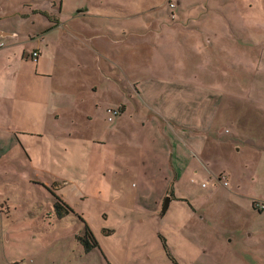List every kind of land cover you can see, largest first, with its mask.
Masks as SVG:
<instances>
[{
	"label": "rangeland",
	"instance_id": "rangeland-1",
	"mask_svg": "<svg viewBox=\"0 0 264 264\" xmlns=\"http://www.w3.org/2000/svg\"><path fill=\"white\" fill-rule=\"evenodd\" d=\"M5 1L14 12L8 23L19 37L28 40L30 32L32 47L41 43L40 32L51 24L52 18L45 24L38 15L23 18L20 13L29 7L50 12L53 2L59 9L52 16L60 19V31L44 35L48 50L53 47L56 51L48 55L54 64L36 67L34 60L26 61L31 67V73L24 75L33 88V116L38 110L35 103L45 101L43 90L48 85L47 76L36 74L46 75V70L57 66L72 69L77 67V59H82L90 63L85 71L96 69L95 78L102 82L98 69L108 68L103 58L108 55L120 63L124 57L127 68L137 66L141 73L151 71L144 62L137 64V42L129 41L135 34L127 31L140 29L145 19H153L155 28L163 19H169L168 4L172 2L170 9L175 8L174 1L168 0ZM251 2L258 10L264 4V0ZM151 7L154 9L147 10ZM82 9L87 11L81 13ZM171 18H175L174 13ZM78 24L84 32L109 31V36L101 40L116 42L106 49L98 46L97 40L95 55H76L74 44L62 32L77 33L73 27ZM180 34L182 38H177V42L182 45L170 51L186 54L191 46L184 32ZM159 43L158 53L167 45L163 39ZM262 48L256 52L253 81L250 70L238 81L226 73L233 78L232 90L226 84L219 90H205L198 79L197 90L185 93L186 100L191 95L192 106L197 107V120H192L187 128L184 122L173 121L184 118L179 115L182 110L178 106L177 114L171 112L173 120L168 122L165 114L161 115L162 122L151 118L147 126L141 125L134 111L124 120L123 112L109 113V102L123 95V75L122 89L111 85L107 88L105 83L97 94L86 96L80 107L72 102L71 78L60 79L64 83L60 99L63 109H58L63 115L59 120L49 124L46 131L40 123L20 124L31 135L23 136L15 147L0 151V264H10L8 261L17 256L13 264H264V129L255 130L256 115L264 116ZM151 53L149 48L148 57ZM162 65L164 62L158 60L157 66ZM176 71L174 75L160 76L164 78L160 82H173L172 76L185 78ZM147 82L156 83L150 77ZM78 86L82 95L84 91L80 90L86 85ZM147 96L148 92L143 91L142 97L135 96L133 107ZM47 104L50 111L55 109L52 100ZM177 104L178 100L164 97L153 105L162 111V107L170 110ZM204 112L209 119L214 116L213 125L217 127L206 124ZM249 114L256 115L250 119ZM70 118L75 121L70 122ZM182 129L187 131L181 132ZM170 130L183 135L176 138L175 146L182 147L186 139L191 145L187 157L173 169L167 164L169 145L174 143L172 138H166ZM37 131H42L43 136H37ZM232 133L239 134L240 139ZM175 146L173 149H177ZM232 186L238 195L228 193ZM49 189L72 211L57 217ZM163 190L167 192L162 196ZM249 195L255 197L251 203L243 197ZM162 206L166 207L164 211ZM77 215L92 232L99 249L86 251L88 247L78 238L84 227Z\"/></svg>",
	"mask_w": 264,
	"mask_h": 264
},
{
	"label": "crops",
	"instance_id": "crops-1",
	"mask_svg": "<svg viewBox=\"0 0 264 264\" xmlns=\"http://www.w3.org/2000/svg\"><path fill=\"white\" fill-rule=\"evenodd\" d=\"M168 1H174V9H170ZM168 1L169 19H163L155 28L153 27V19H145L146 25L143 24L140 29H136L135 31H127L128 33L135 34L131 36L132 40L129 41L137 42L135 52L137 64L144 62L143 64L145 66L151 67V71L141 73L137 66L132 67V69L127 68L125 67L126 63H124V57L123 62L120 60V63L108 57V55L103 57L108 68L103 70L100 67V69H98L103 77L102 82L100 79L95 78L96 73H94V70L96 71V69L85 71L90 63L82 59H77V67L72 69H63V67L57 66L50 71L46 70L44 71L46 75L36 74L40 77L47 76L48 85L44 90L42 89L44 96H46L45 101L35 103L38 108L35 116H33L32 111L33 88L31 83L26 82V76L24 75V73H31V67L26 61L28 59L34 60V62H36V67L45 66L44 63L54 64L53 58H49L48 55L50 53L52 56L56 51L53 47L48 50L46 39L49 32L58 31V29L60 31L62 27L60 19L52 16L53 13L59 11V9L55 7V3L53 2L51 4L53 8L50 10L52 13L45 8L32 9L31 7L25 11L26 13L19 12L23 18L38 15L45 24L48 22V19L52 18L51 24L49 26L46 24L45 29L41 30L42 33L40 32L39 35L41 36L40 42L44 44L37 43L32 47L31 42L33 38L30 35L31 33H28V40L25 37H19L15 33L13 26L8 23L9 17L14 14L10 8V3L5 0L4 2H0V151L5 147H15L16 142H21L23 136L31 135V133L24 130L20 124L26 122L29 123V125L40 123L43 124V129L46 131L49 129V124L59 120L61 115H63L58 109H63V100L60 99L63 95L62 83H64V81H59L60 79L71 78L72 87L70 89L73 92L72 95H74L72 102H75V104L79 103L80 107L86 96H89L91 93L97 94L98 90H102L101 86L105 83L107 88L111 85L114 86L113 89H122L120 84L124 76L126 81H124L123 95L119 96L117 98L118 100L114 99V101L109 102L107 106L109 109H107V111L118 108L117 115L123 112V120L125 115L128 114L131 116L134 111L138 120H141V125L147 126L151 118L153 121H157V118V122H162L161 115L165 114V119L169 122L171 117H173L171 112L174 111L177 114L175 107L178 106L176 108H181L182 110L179 115H182L184 118L171 120L175 122H184L186 128L192 120H197L195 114L197 112V107L192 106L191 95H189L190 100H186L185 93L190 92L192 94L193 90H197V86L195 85L199 83L198 79L205 85V90H219L222 84H226L229 90H232L230 85L233 84V78H228L226 73L232 76L234 75L235 80L238 81L239 77L246 76L248 70H250V79L253 81L254 68L257 63L255 60L257 56L256 52L258 49H263L262 47L264 46V37L261 36V34L264 36V4L259 5L258 10L255 9V5L251 2L252 0ZM59 2L61 6L62 1ZM153 9L154 7H151L147 10ZM86 11L87 10L82 9L81 13ZM171 12L175 14L174 19L170 17ZM91 26H95V24H91ZM73 28L77 33L67 34L63 31L62 35L74 44L76 55L81 53L82 55L87 54L88 56L95 55L97 40L98 46L106 49H109L112 43L116 42V40L108 38L101 40V37L109 36V31L96 32V30H88L84 32L83 26L79 24L75 25ZM181 32H184V36L188 39L187 44L191 46V51L186 54L183 51L178 53H175L173 50L170 51L171 48L174 49L182 45L181 43L183 42H177V38H182ZM45 34H47V36H44ZM125 34L126 31H123V35ZM155 35H159L161 38L153 37ZM55 37H57V35ZM160 39H163V42L167 45H164V50L158 53L156 51H158L160 46ZM143 43L148 44V46L144 47ZM145 48H147V50H145ZM149 48L152 49L151 57H148ZM138 49L140 50L138 51ZM33 52H37L36 57L32 56ZM57 56H61V54L57 52ZM99 59H101V57ZM158 60H162L164 65L157 66ZM113 66H117L120 71L116 70ZM91 67L94 68V64H91ZM167 68L168 70L166 71ZM175 69H177V75H183L185 78L174 79L172 76L173 82H160L164 79L160 76L174 75ZM133 74L136 76H132ZM73 77L74 79H72ZM148 77L155 79L156 83L150 82L149 84V82H147ZM76 81L78 83L74 85ZM143 81L148 83V85H145ZM83 83L86 86L82 87L80 91H84L85 94L83 93L80 95L78 85ZM208 85L212 87H208ZM142 91L148 92V99H143L140 105L138 103L133 107V103L136 99L135 96L138 98L140 96L142 97ZM150 97H152V103L149 101ZM164 97L166 99L178 100V104L171 106L170 110L168 107H162L161 111L160 108L153 104L157 102L158 98L161 99ZM49 99L55 104V109L52 111L48 109L47 101ZM205 107H207V105ZM67 114H69V117L71 116V113H68V111ZM150 114H152V117H150ZM208 115L207 112L203 113V116L207 118L206 124H210L209 126L213 128L217 127L213 125L214 116L209 119ZM249 115L251 119L252 116L256 114ZM142 116L149 119L147 121L143 120ZM200 119L202 118L200 117ZM250 119H248V122ZM69 121L74 122L75 120L70 118ZM208 121H210V123H208ZM255 126L257 132L264 129V116L256 115ZM219 130L222 129L219 128ZM180 131L186 132L187 130L182 129ZM36 134L39 137L43 136L42 131H37ZM232 135L234 138L237 137L240 139L239 134L232 133ZM185 136L187 137V135ZM177 137L180 138L183 137V135L177 133L176 130H170L166 134V138H172L174 141L172 145H169L170 153L169 159H167V164H169V167L172 169L176 164L178 165L180 163L179 160L187 157L188 147H191L187 139L184 141L182 147L179 146L178 148L177 145L175 146ZM260 145L261 143H259V146ZM174 146L177 147L178 150L173 149ZM176 158L178 163L175 160ZM178 167L179 165L177 168ZM175 176L176 174L174 177ZM238 186L239 185L236 183V187ZM225 187H228V184ZM164 190L161 193L162 196L167 192V190ZM228 193L235 196L239 194V191L232 186ZM243 197H245L246 201L250 200L248 203H251L252 198H255L252 197V195ZM171 198L173 197H169V199ZM246 205L249 206V204ZM263 210L261 211L263 212ZM18 258V256L13 257L8 262L13 264Z\"/></svg>",
	"mask_w": 264,
	"mask_h": 264
},
{
	"label": "trees",
	"instance_id": "trees-1",
	"mask_svg": "<svg viewBox=\"0 0 264 264\" xmlns=\"http://www.w3.org/2000/svg\"><path fill=\"white\" fill-rule=\"evenodd\" d=\"M172 4V2H171ZM170 7V5H169ZM173 15V12L170 13V17ZM51 195L53 196V209L57 215V217H61L63 216V214H67L69 211H72L70 206L64 202L53 190L49 189ZM78 219L82 222L83 227H84V233L82 236H79L78 238L81 239V241L88 247V249L86 251H90L93 248H98V243L96 241V239L94 238L92 232L90 231V229L87 227V225L85 224V222L83 221V219L78 216Z\"/></svg>",
	"mask_w": 264,
	"mask_h": 264
},
{
	"label": "built area",
	"instance_id": "built-area-1",
	"mask_svg": "<svg viewBox=\"0 0 264 264\" xmlns=\"http://www.w3.org/2000/svg\"><path fill=\"white\" fill-rule=\"evenodd\" d=\"M172 4H170L171 6ZM33 57H36L37 56V52H33L32 54ZM109 113H112L113 115H117L118 114V109H112V110H109ZM109 120H111V117H109Z\"/></svg>",
	"mask_w": 264,
	"mask_h": 264
},
{
	"label": "water",
	"instance_id": "water-1",
	"mask_svg": "<svg viewBox=\"0 0 264 264\" xmlns=\"http://www.w3.org/2000/svg\"><path fill=\"white\" fill-rule=\"evenodd\" d=\"M166 200H167V198H166ZM165 208H166L165 206H162V209H161V210H162V211H164V210H165Z\"/></svg>",
	"mask_w": 264,
	"mask_h": 264
}]
</instances>
